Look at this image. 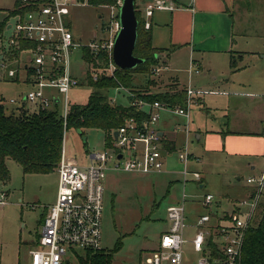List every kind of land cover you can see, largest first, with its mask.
Instances as JSON below:
<instances>
[{"label": "built area", "instance_id": "1", "mask_svg": "<svg viewBox=\"0 0 264 264\" xmlns=\"http://www.w3.org/2000/svg\"><path fill=\"white\" fill-rule=\"evenodd\" d=\"M86 4L88 5L87 0H18L15 15L12 17L15 23L8 24L6 28L13 31V35L8 45L3 47L8 54L14 51L19 54L12 58L2 55L0 59L2 68L7 70L6 77L9 80L19 82L22 78L30 86L26 94L10 99L9 103L18 107L35 105L48 111L62 106L61 118L65 129L72 105L71 91L80 86V81L72 76L70 67L71 55L81 44L75 41L69 18L72 7ZM118 4L122 7L123 0H119ZM99 7L111 11V22L104 29L110 45L104 44L103 49L108 50V71L114 75L117 67L112 54L115 39L121 30L119 9L112 5ZM174 7V4L165 0H154L145 10V29L151 28L149 18L155 11H171ZM22 42L27 43L29 47L22 48ZM92 46L98 49L97 45ZM86 47L88 45L83 48ZM25 54L30 57L22 63ZM13 63L18 65L17 69L12 68ZM160 72L161 68L154 70L156 74ZM188 72L190 75L198 74L200 70L196 63L191 62ZM186 94L185 107L159 101L151 104L142 101L135 103L139 110L146 112L148 118L142 122L128 120L115 131L118 133L117 138L114 137L115 132L112 133L109 149L90 154L89 165H81L76 158L67 157L63 149L56 168V203L49 209L41 235L30 251V264H66L76 252L103 250L107 172L114 170L139 174L162 173L166 157L170 153L166 151L164 137L156 129L160 112L171 111L189 122L191 108L206 92L187 87ZM0 103L4 105L5 102ZM186 132L189 140L190 132L188 129ZM178 158L185 164V171L182 173L184 183L190 176L200 182L201 174L187 169L191 159L190 153L185 149L178 154ZM247 183L254 188L249 198L252 209L247 216L239 211L222 218L219 214L208 213L199 216L194 224H188L184 204L170 208L167 213L169 228L161 235L158 246L142 264H187L185 256L188 246L200 255L196 264H241L246 233L252 226L255 212L264 198V171L259 179L249 178ZM1 198L0 204L5 205L6 194L1 193ZM213 202L214 196H205V206L208 207ZM188 231L191 236H187Z\"/></svg>", "mask_w": 264, "mask_h": 264}, {"label": "rangeland", "instance_id": "2", "mask_svg": "<svg viewBox=\"0 0 264 264\" xmlns=\"http://www.w3.org/2000/svg\"><path fill=\"white\" fill-rule=\"evenodd\" d=\"M17 2L18 0H0V23L6 20L9 24L15 23V20L9 17V12L15 10ZM118 3L119 0H115L112 6H116L120 11L121 7ZM143 6V0H137V8H143ZM250 13L248 10L245 11V19ZM110 15L109 9L87 4L71 8L69 24L75 41L81 44V47L74 50L71 55L70 67L72 76L80 81V86L74 88L70 94L72 103L77 105H85L94 91L87 85L88 69H92L96 80L104 75L111 76L108 71L110 55L108 50L103 49L104 44L110 45L109 37L104 33V29L111 22ZM239 16L237 14V29ZM254 16L252 14V17ZM12 35L13 31L5 30L0 46H7ZM87 45L86 48L93 60V65L90 66L84 60L83 47ZM92 45H97L98 49H94ZM29 57V54H25L22 63ZM17 67V64H12L13 69ZM94 68L97 69L93 71ZM160 68L161 72L154 73L152 77L134 76L133 92L130 89H110L107 92L110 100L116 105L128 107L131 104L130 97L136 98L138 93L149 92L156 96L171 92L174 90L175 81L169 77L173 76V73L168 72L164 66ZM6 73L7 70L2 68L0 60V102L2 100L5 102L3 106L6 113L11 114L12 111H17L22 106L16 107L10 104V99L26 94L30 87L22 78L20 82L9 80ZM150 79L157 81V84L150 86ZM187 79L186 73L180 74L181 84H186ZM260 91L264 93V85L261 86ZM51 92L55 93L53 90ZM238 102L249 114L248 118H254L253 122L244 123L246 125L244 129L246 131L259 129L264 108L260 106L257 113H254L248 105L249 98L241 97ZM25 107L26 112L31 114L40 110L35 105H25ZM202 112L194 108L192 117ZM15 113L19 114V111ZM58 113L61 118L63 116L62 106H58ZM178 116L171 111L160 112L158 128L165 131L168 136L180 131L179 145H181L177 152L166 157L165 169L161 174L125 173L114 170L107 172L102 248L113 250L118 242H122L121 250L114 255L113 264H142L145 262L151 250L158 246L161 235L169 228L168 210L177 204H184L188 224H194L199 216L208 213L219 212L221 218L226 217L229 214H221L232 211L234 201H239L238 205H235L237 207L235 211H239L244 216H247L252 209L245 182L249 178L259 179L264 168H258L255 172L248 169L234 171L232 165L221 167L213 162L209 164L210 160L207 157L203 159L201 165H199L200 162L192 163L191 157L187 169L190 172L202 173L205 176L206 186L201 189L200 183L194 182L191 176L187 177V183H183V178L178 173L185 171V164L180 162L178 154L186 149L190 155L191 153L196 155L199 150L191 143L193 131H190L187 124L184 126V123H180L185 119L182 120V117ZM187 129L190 132L189 140ZM63 148L67 157L76 158L84 166L90 164V154L105 152L109 149L105 132L98 129L85 130L84 136H81L75 129L66 130ZM7 167L10 180L6 185L1 186V192L5 193L7 198L5 205L0 204V264H30V251L35 247L41 235L44 219L49 209L56 203L58 174L55 170L50 174L26 175L22 167L13 159H7ZM207 194L215 198L214 203L209 207L204 205ZM187 236H191L190 231L187 232ZM199 256L191 246L187 247L185 256L187 264H196ZM71 260L73 264H77V259L72 257Z\"/></svg>", "mask_w": 264, "mask_h": 264}, {"label": "crops", "instance_id": "3", "mask_svg": "<svg viewBox=\"0 0 264 264\" xmlns=\"http://www.w3.org/2000/svg\"><path fill=\"white\" fill-rule=\"evenodd\" d=\"M165 1L175 7L171 11H155L149 18L152 46L161 50L165 69L173 73L169 79L178 82L181 88L206 92L192 107L189 122L181 116L185 120L180 123L189 124L194 133L191 143L199 150L196 155L191 153V162L201 165L207 157L209 164L232 165L234 171L255 172L264 168V115L259 129L246 131L244 123H251L254 118L249 119L238 102L241 97L249 98L248 105L254 113L260 106L264 108V93L260 91L264 85V0ZM153 2L143 0L144 6L139 8L143 19L146 7ZM246 10L251 12L247 19ZM191 62L197 64L200 73L189 74ZM185 73L187 83L181 84L180 74ZM194 108L203 112L192 117ZM157 125L165 145L170 144L166 151L171 155L177 152L181 148L180 131L168 136ZM200 174L203 189L205 176ZM245 184L250 198L254 188L247 180ZM238 203L234 201L232 211L221 215L234 212Z\"/></svg>", "mask_w": 264, "mask_h": 264}, {"label": "trees", "instance_id": "4", "mask_svg": "<svg viewBox=\"0 0 264 264\" xmlns=\"http://www.w3.org/2000/svg\"><path fill=\"white\" fill-rule=\"evenodd\" d=\"M88 5L99 7L100 5H112L115 0H87ZM136 16L139 22L138 39L134 55L145 62L136 68L123 71L117 68L114 75L101 76L94 79L92 69H88L87 85L94 91L85 105L72 103L65 129L62 118L59 117L58 109L54 111L38 110L28 113L25 106L7 114L6 109L0 103V195L1 186L10 180L7 167V159H13L23 169L24 174H50L54 172L60 162L63 153L65 131L75 129L85 135V130L98 129L106 134V142L109 146L112 133L123 126L128 120L134 119L142 122L148 118L146 112L139 110L135 103L142 101L151 104L159 101L172 106L185 107L186 88H180L178 82H174V90L165 94L156 95L149 92L136 94L130 97L131 104L128 107L116 105L110 100L107 92L110 89H130L133 92L134 76H153L154 70L164 66L161 61V50L152 46V32L145 29V20L135 2ZM15 15L9 12V17ZM9 21L0 23V41ZM22 48L29 45L21 43ZM18 51L8 54L3 46H0V56L10 58L17 57ZM101 57V56H100ZM84 60L90 66L93 65L92 56L87 48H84ZM97 69V68H96ZM95 68L93 69L96 70ZM149 85L154 86L157 81L149 80ZM170 144L165 145L168 147ZM122 248V242H118L113 250H100L96 252H76L73 258L77 264H113L114 255ZM141 261V260H140ZM66 264H73L69 260ZM241 264H264V202L259 204L252 226L248 229L241 255Z\"/></svg>", "mask_w": 264, "mask_h": 264}, {"label": "water", "instance_id": "5", "mask_svg": "<svg viewBox=\"0 0 264 264\" xmlns=\"http://www.w3.org/2000/svg\"><path fill=\"white\" fill-rule=\"evenodd\" d=\"M136 0H123V6L119 11V22L121 30L117 34L113 48V62L117 68L123 71H129L142 65L145 61L134 55L138 39L139 22L135 9ZM81 135V131H78ZM163 136V134H160ZM118 133H114L117 138ZM122 159V156H120Z\"/></svg>", "mask_w": 264, "mask_h": 264}]
</instances>
